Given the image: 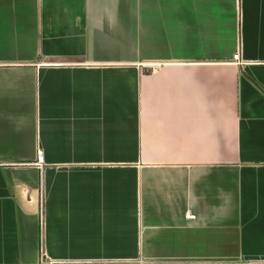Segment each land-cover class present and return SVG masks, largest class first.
<instances>
[{"label": "crops", "instance_id": "crops-1", "mask_svg": "<svg viewBox=\"0 0 264 264\" xmlns=\"http://www.w3.org/2000/svg\"><path fill=\"white\" fill-rule=\"evenodd\" d=\"M0 264H264V0H0Z\"/></svg>", "mask_w": 264, "mask_h": 264}, {"label": "built area", "instance_id": "built-area-1", "mask_svg": "<svg viewBox=\"0 0 264 264\" xmlns=\"http://www.w3.org/2000/svg\"><path fill=\"white\" fill-rule=\"evenodd\" d=\"M233 59L234 60H239V54H235L233 55ZM44 160H45V156H44V153L42 150H39L38 151V154H37V165L39 166H42V164L44 163ZM191 217H195L194 215H192Z\"/></svg>", "mask_w": 264, "mask_h": 264}]
</instances>
